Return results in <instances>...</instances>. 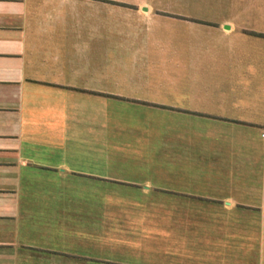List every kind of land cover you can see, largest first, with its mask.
<instances>
[{"label":"crops","instance_id":"0c3cea01","mask_svg":"<svg viewBox=\"0 0 264 264\" xmlns=\"http://www.w3.org/2000/svg\"><path fill=\"white\" fill-rule=\"evenodd\" d=\"M263 133L264 0H0V264H98L83 180L155 195L162 264H264Z\"/></svg>","mask_w":264,"mask_h":264},{"label":"rangeland","instance_id":"374dc122","mask_svg":"<svg viewBox=\"0 0 264 264\" xmlns=\"http://www.w3.org/2000/svg\"><path fill=\"white\" fill-rule=\"evenodd\" d=\"M110 24L113 28L117 25L125 27L122 19L99 18L97 20V26L103 33L108 32L106 29H110ZM106 38L99 41L100 46L106 45L107 42L108 44L120 42L119 38L111 41L110 37ZM116 151L110 148V154L122 155L121 152ZM154 157L150 156L149 158L154 159ZM155 158L160 159L158 155ZM165 158L166 156H163V159ZM150 166L158 168L160 163L150 164ZM119 167H123L120 171L125 168L127 171L128 165L120 164ZM78 197L81 198V207L84 210L83 223L97 224V226L99 224L98 227L93 226L92 238L83 237L82 245H77L78 251L83 255H90L93 259H97L98 264H162L160 260L161 247L166 246V249L171 250V244L165 242L162 245L159 242V258L156 261L158 245L154 235V200L152 198H155V195L145 197L140 195V191L137 189H124L110 186L108 183L106 185L100 181L83 180L82 194L81 196L77 195ZM78 203L80 202H77V208L80 207ZM135 203L140 205H133ZM109 205L110 211L106 209ZM80 222L78 220V224H81ZM167 262L164 263L167 264Z\"/></svg>","mask_w":264,"mask_h":264},{"label":"built area","instance_id":"2783aa9c","mask_svg":"<svg viewBox=\"0 0 264 264\" xmlns=\"http://www.w3.org/2000/svg\"><path fill=\"white\" fill-rule=\"evenodd\" d=\"M262 137L264 138V134H262Z\"/></svg>","mask_w":264,"mask_h":264}]
</instances>
